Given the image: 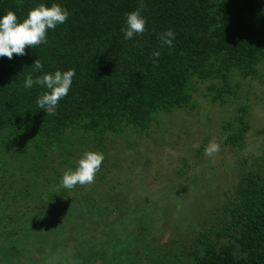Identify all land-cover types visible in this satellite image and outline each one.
<instances>
[{
  "label": "trees",
  "instance_id": "obj_1",
  "mask_svg": "<svg viewBox=\"0 0 264 264\" xmlns=\"http://www.w3.org/2000/svg\"><path fill=\"white\" fill-rule=\"evenodd\" d=\"M53 3L70 15L64 24L48 30L47 42L26 48L23 56L0 57V140L5 145L0 183L8 180L9 170L22 176L14 180L23 182L21 188L11 187L13 180L0 186L3 208L8 206L4 200L18 198L30 188L26 181L36 182L42 170L52 173L44 179H62L65 171L76 169L85 152L104 153L110 145L129 143L130 134L148 136L161 115L193 110L192 94L198 84H204L210 104L223 107L235 100L230 89L233 77H262L264 0H22V4L0 0V18L13 11L23 22L30 10ZM141 3L145 31L125 39L121 29L126 14ZM169 29L175 34L172 46L161 47L158 34ZM154 52L160 53L158 58ZM37 59L43 65L40 70L33 65ZM72 69L75 76L67 96L59 101L55 115H46L37 100L47 89L36 84L26 88V78ZM245 111L239 108L231 122L234 127L226 126L224 147L233 149L245 141L249 128ZM256 133L260 137L256 167L239 174L233 195L209 219L194 223L188 246L181 253L163 251L157 260L147 255L155 254L149 245L139 253L131 244L130 264H264V123ZM6 155L16 163H9ZM10 204L21 207L20 202ZM3 208L0 217L5 222L15 217L9 206ZM40 210L31 211L39 215L36 220L45 211ZM150 233L143 238L148 240ZM128 241H140V236L132 235Z\"/></svg>",
  "mask_w": 264,
  "mask_h": 264
},
{
  "label": "rangeland",
  "instance_id": "obj_2",
  "mask_svg": "<svg viewBox=\"0 0 264 264\" xmlns=\"http://www.w3.org/2000/svg\"><path fill=\"white\" fill-rule=\"evenodd\" d=\"M259 73V80L233 77L230 89L235 100L223 107L210 104L204 84H198L192 94L193 110L163 114L148 136L130 134L129 143L108 146L95 180L102 178L95 183L67 189L62 179H44L52 175L50 169L42 170L36 182L28 179L31 189L25 187L18 198L4 200L15 217L6 222L0 217V264H130L131 249L137 247L140 253L147 245L155 251L147 255L157 260L163 251L181 253L194 235V223L209 219L233 195L239 174L258 163L256 131L264 123V63ZM241 107L246 109L243 119L249 127L246 139L229 149L222 143L229 132L226 126ZM210 142L218 144L219 151L207 156ZM4 147L0 140V155ZM3 158L16 163L13 157ZM6 174L9 178L0 186L13 180L11 187L21 188V179H14L22 176L11 170ZM10 201L20 202L21 207L9 205ZM39 209L45 210L44 222L31 212ZM150 231L148 241L143 237ZM132 235L140 236V241H128ZM134 260L138 261L136 254Z\"/></svg>",
  "mask_w": 264,
  "mask_h": 264
},
{
  "label": "clouds",
  "instance_id": "obj_3",
  "mask_svg": "<svg viewBox=\"0 0 264 264\" xmlns=\"http://www.w3.org/2000/svg\"><path fill=\"white\" fill-rule=\"evenodd\" d=\"M22 4V0H20ZM144 8L143 3L140 7L126 14V26L121 29L125 39H132L134 34L142 35L146 28V20L142 17L141 12ZM70 13L67 9L62 8L59 4L53 3L50 7L41 4L30 10L27 18L23 22H18V18L13 11H8L0 18V57L12 59L13 55H25L26 48H33L47 42L48 30H54L58 25L64 24ZM175 38L174 32L168 31L158 34L161 41V47L164 45L172 46ZM159 52H154L153 57L158 58ZM156 60H154V65ZM37 70L43 68V65L37 59L34 64ZM75 76V70L56 71L54 74H44L33 80L28 76L24 86L31 88L34 84L43 86L47 89L37 100L39 108L46 112V115H55L59 101L67 96L72 78ZM219 151V145L210 142L205 149V155L211 156ZM104 160L103 153L87 151L78 161L75 170L68 169L62 176V186L67 189L74 188L77 184L84 186L94 183L96 173L99 171Z\"/></svg>",
  "mask_w": 264,
  "mask_h": 264
}]
</instances>
